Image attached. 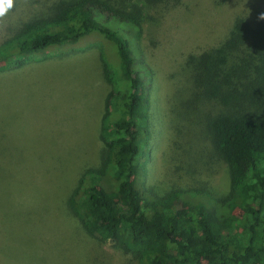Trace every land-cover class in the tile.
Instances as JSON below:
<instances>
[{
	"label": "trees",
	"instance_id": "16d2710c",
	"mask_svg": "<svg viewBox=\"0 0 264 264\" xmlns=\"http://www.w3.org/2000/svg\"><path fill=\"white\" fill-rule=\"evenodd\" d=\"M11 1L15 6L0 14L1 72L92 48L100 53L110 85L100 121V164L86 169L67 201L86 233L138 255L141 264H264L260 112L244 108L207 117L209 142L228 170L225 195L183 207L181 200L211 197L195 190L153 200L142 188L152 137L151 85L129 35L144 36L146 10L165 14L185 6L183 0ZM185 61L210 102L261 98L264 11L236 14L223 42Z\"/></svg>",
	"mask_w": 264,
	"mask_h": 264
},
{
	"label": "rangeland",
	"instance_id": "374dc122",
	"mask_svg": "<svg viewBox=\"0 0 264 264\" xmlns=\"http://www.w3.org/2000/svg\"><path fill=\"white\" fill-rule=\"evenodd\" d=\"M236 1L183 0L161 15L149 9L144 36L129 35L151 85L142 188L153 200L209 193L180 201L191 207L225 195L228 170L209 142L207 117L249 108L264 119L263 92L251 102H210L186 67L188 55L225 40L236 14L264 11V0ZM109 91L97 48L0 71V264H141L138 255L88 235L67 207L86 169L100 164Z\"/></svg>",
	"mask_w": 264,
	"mask_h": 264
},
{
	"label": "clouds",
	"instance_id": "9594fccd",
	"mask_svg": "<svg viewBox=\"0 0 264 264\" xmlns=\"http://www.w3.org/2000/svg\"><path fill=\"white\" fill-rule=\"evenodd\" d=\"M10 6V0H0V8L7 9ZM0 14H2V11H0Z\"/></svg>",
	"mask_w": 264,
	"mask_h": 264
},
{
	"label": "snow or ice",
	"instance_id": "6c2138e0",
	"mask_svg": "<svg viewBox=\"0 0 264 264\" xmlns=\"http://www.w3.org/2000/svg\"><path fill=\"white\" fill-rule=\"evenodd\" d=\"M3 9L2 8H0V11H2Z\"/></svg>",
	"mask_w": 264,
	"mask_h": 264
}]
</instances>
